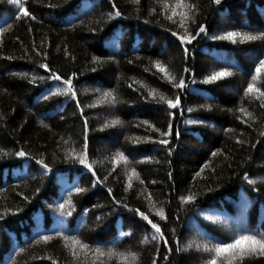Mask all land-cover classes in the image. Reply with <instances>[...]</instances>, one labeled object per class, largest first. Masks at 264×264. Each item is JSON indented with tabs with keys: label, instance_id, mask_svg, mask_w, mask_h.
I'll use <instances>...</instances> for the list:
<instances>
[{
	"label": "trees",
	"instance_id": "16d2710c",
	"mask_svg": "<svg viewBox=\"0 0 264 264\" xmlns=\"http://www.w3.org/2000/svg\"><path fill=\"white\" fill-rule=\"evenodd\" d=\"M177 2L19 0L32 20L16 19L18 4L0 0V264H205L214 255L205 244L230 242L241 230L264 233V98L245 96L264 59V0H184L191 11ZM182 12L190 17L184 28ZM201 25L206 31L197 36ZM185 28L196 37L190 44L172 35ZM229 31L260 38L212 39ZM155 61L185 87H173ZM220 70L231 75L205 82ZM51 73L72 78L75 99L58 91L64 86ZM257 86L264 90V76ZM160 94L179 97L180 106L168 108ZM85 137L92 171L70 155L84 150ZM120 152L128 163L114 165ZM193 194L192 203L182 202ZM136 209L163 239L151 238ZM57 233L90 247L73 255ZM109 248L138 260L109 258ZM233 264H264V255Z\"/></svg>",
	"mask_w": 264,
	"mask_h": 264
},
{
	"label": "snow or ice",
	"instance_id": "6c2138e0",
	"mask_svg": "<svg viewBox=\"0 0 264 264\" xmlns=\"http://www.w3.org/2000/svg\"><path fill=\"white\" fill-rule=\"evenodd\" d=\"M133 3L139 4V0H132ZM13 3L18 4L19 8V14L16 16V19H20L21 16L31 18L32 20H35L36 17L35 15L31 14L27 7L24 4H20L19 0H13ZM214 3L220 4L221 0H214ZM113 7H115L113 5ZM165 8L168 7L167 4L164 5ZM175 8H188L190 11L194 10V6L190 4H185L184 0H178V2L175 5ZM175 8L172 11V15L168 16L167 18L171 20L173 16L176 15ZM154 11V10H153ZM113 13H109V17H111ZM115 16H120L121 13L117 10L114 12ZM181 19L179 21V26L181 28L185 27V20L189 19L190 17L188 16L187 13L182 12L181 14ZM206 31L205 27L201 25L196 33L197 36L200 35V33H204ZM173 36H177L178 40L180 41L181 44H190L192 40H194L196 37L191 35V33L187 32V29L185 28V35H178L176 32L172 33ZM260 37L258 35H253L250 33H242L239 31H229L225 33L223 36H213L212 39H223V40H228L231 41L232 43H236L237 39H239L240 42H251L259 39ZM185 52H187V49L185 48ZM94 61L98 60L97 57L93 58ZM41 68L45 69L46 71H50L48 69L47 64H41ZM154 67L160 72L163 73L164 76L169 80V82L173 83V87L183 89L185 87V82L183 78H181L178 82H176V78L171 75V73L168 71L167 67L163 65L160 61H155L154 62ZM187 71V69H185ZM75 76V73L72 74ZM231 73L227 70H220V71H213L212 74L206 77L205 82L206 83H213L218 80H221L223 78H226L230 76ZM264 76V59H260L258 65L255 67V75H252L251 77V82L248 84L247 88L245 89V96H248L249 94L256 93L257 99L264 98V90H262L260 87L257 86V82L261 79V77ZM40 79H45V77L41 76L39 77ZM48 79H53L56 81H61L62 85L64 87L58 88V91L65 94L69 95L71 98L75 99L76 98V90L75 86L73 85L72 78L69 77L67 79H63L61 76L51 73ZM150 95L154 96L156 95V91L153 89L150 93ZM105 96L111 98V101L114 103L115 102V97L111 92L105 93ZM160 101L164 102L167 104L168 108L170 109H176L180 106V98L177 97L176 99H168L166 98L163 94H160L159 97ZM77 106L79 107V103H77ZM260 107L264 108V100L261 101ZM239 111L242 113H245V115H251V113H248L246 109L240 108ZM121 123L119 120H113L111 122V125H116ZM147 123V121H145ZM110 126L109 124H105V127ZM87 128V124L85 122V129ZM168 132L162 133L161 135H168ZM159 143L161 144H167V140H160ZM87 143H86V137H85V144H84V150H82L80 153H76L75 150H71V157L72 159L76 160L79 164L83 165L85 168H87L89 171H92V165L88 162L87 158ZM18 157H25L27 154L23 151H19L15 154ZM213 155H216V153H213ZM67 158V157H66ZM121 162H124L125 164L128 163V158L124 155V153L120 152L117 153L113 157V164L118 165ZM37 164L41 166V168L44 170V173L47 174L52 171V169L46 164L43 159L36 161ZM92 175L95 176V172H92ZM199 175V173H197ZM132 176H137L136 170L133 168L131 170V175L129 176V183L128 187L130 188L131 185V179ZM247 179V177H246ZM98 182V181H97ZM143 183V181H141ZM248 183L252 184L254 183L253 180L248 179ZM75 191L77 193H80L82 191H85V189H82L80 187H76ZM111 192V190H109ZM148 199H151V195L149 194ZM196 199L195 195H188V196H182L181 200L184 203H192ZM119 203V201H117ZM71 200H65L63 204H60L59 207L60 209H64L66 205H70ZM124 207H128L127 205H124ZM131 210V209H130ZM136 214L139 215L143 220L147 221L149 225H151V229H153L152 233V239L156 240L158 237L160 239H163V233L161 231V228L158 226V224L153 223L152 220L148 218L147 215H145L143 212H141L139 209L135 210ZM159 215L162 219H165V215L163 212V209L158 210L156 213ZM65 215L70 216L71 211H68L65 213ZM57 235H61L63 240L66 242L65 246L66 247H71L73 249V255H76L75 249L79 247L82 250H88L89 249V244L82 242L80 239H78L76 236H70V235H63L62 233H57ZM52 237L49 235H45L42 237V239L47 242L51 239ZM165 244H167V241H165ZM199 248V245H197ZM204 251L209 252V253H214V255L205 262V264H224L226 261L227 264H233V262L240 260L242 261L244 258L252 256V255H264V233H253L249 232L246 230H241L237 233L233 234V237L231 238L230 242L228 241H218L215 243L213 246H209L205 244L203 246ZM179 251V249H177ZM95 253L98 254L99 256H104L105 253L100 249L96 248ZM107 255L109 258L112 256H117L121 260H127L131 258L133 262L138 260V257L136 253L134 252H115L113 249L109 248ZM167 259V257H165ZM55 264V262H53ZM153 264H155V261H153Z\"/></svg>",
	"mask_w": 264,
	"mask_h": 264
},
{
	"label": "rangeland",
	"instance_id": "374dc122",
	"mask_svg": "<svg viewBox=\"0 0 264 264\" xmlns=\"http://www.w3.org/2000/svg\"><path fill=\"white\" fill-rule=\"evenodd\" d=\"M224 23H225V22L222 20V21H221V24H224ZM113 141H115V138H113Z\"/></svg>",
	"mask_w": 264,
	"mask_h": 264
}]
</instances>
